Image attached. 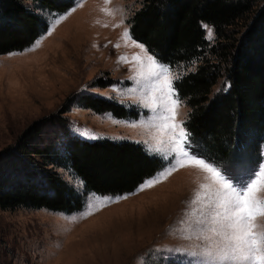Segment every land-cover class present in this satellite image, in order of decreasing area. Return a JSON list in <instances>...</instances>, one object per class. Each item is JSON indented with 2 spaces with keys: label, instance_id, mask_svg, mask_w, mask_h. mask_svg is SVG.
Returning a JSON list of instances; mask_svg holds the SVG:
<instances>
[{
  "label": "rangeland",
  "instance_id": "1",
  "mask_svg": "<svg viewBox=\"0 0 264 264\" xmlns=\"http://www.w3.org/2000/svg\"><path fill=\"white\" fill-rule=\"evenodd\" d=\"M142 2L75 0L66 12L46 14L48 30L29 48L0 55V149L15 141L34 121L56 111L67 97L82 95L136 106L138 115L118 118L76 102L66 113L76 136L90 141H135L149 153L154 147L167 146L163 145L169 134L161 119L164 108L157 79H143L141 73L161 71L149 61L152 57L168 69L159 84L171 80L174 88V81L187 68L161 62L132 37L128 20ZM204 25L213 33L207 39L214 42L213 28ZM126 30L130 39L123 35ZM172 98L179 102L175 120L185 127L189 107L176 90ZM163 103L170 105L171 101L165 99ZM188 147L202 158L193 151L190 139ZM262 154L260 171H264V144ZM163 160V169L134 191L95 193V200H91L90 192L84 207L76 212L0 209V264H231L214 261L208 228L196 223L207 211L206 206L215 211L222 203L217 195L219 184L196 166L178 167L165 177L168 165ZM61 172L78 190H84L78 177ZM149 180L158 182L140 190ZM257 195L264 198V184ZM257 224L264 227V217H258Z\"/></svg>",
  "mask_w": 264,
  "mask_h": 264
},
{
  "label": "trees",
  "instance_id": "2",
  "mask_svg": "<svg viewBox=\"0 0 264 264\" xmlns=\"http://www.w3.org/2000/svg\"><path fill=\"white\" fill-rule=\"evenodd\" d=\"M262 1L143 0L128 20L132 37L158 60L187 68L174 88L189 107L185 128L192 149L236 180L251 175L263 158ZM74 4L75 0H0V55L29 48L47 32L48 12H66ZM204 24L213 28L214 42L207 39ZM76 102L118 118L138 115L136 106L115 99L67 97L56 111L34 121L0 149V209L72 213L84 207L90 192H132L163 169L164 160L143 144L76 136L66 115ZM61 170L78 177L84 190L67 181Z\"/></svg>",
  "mask_w": 264,
  "mask_h": 264
},
{
  "label": "snow or ice",
  "instance_id": "3",
  "mask_svg": "<svg viewBox=\"0 0 264 264\" xmlns=\"http://www.w3.org/2000/svg\"><path fill=\"white\" fill-rule=\"evenodd\" d=\"M203 27L207 30V38H211L213 35L211 29H208L207 25ZM123 35L130 39V33L127 30ZM135 46L143 49V46L138 43H135ZM134 59L139 60V57H134ZM148 59L153 65H158L161 71L150 70L147 74L141 73V78L155 77L157 79L164 108L161 119L163 127L169 134V139L163 142V145L167 146L154 147L150 154L159 155L167 162L165 177L178 167L196 166L209 173L219 184L220 191L217 195L222 200L219 208L213 211L211 206H206L207 211L201 210L203 215L200 220L196 221L208 228L210 239L213 241L214 261H229L231 264H249V262L264 264V227L258 228L257 224V218L264 217V198H259L257 195L258 188L264 184V171L257 169L247 178L236 180L225 170L212 166L194 155L188 147L190 133L175 120L179 102L172 98L175 89L171 87V80H164L163 84H159L168 69L159 65L154 58L148 57ZM165 99H170V105L163 103ZM186 160L188 164H185ZM256 176L260 179H256ZM156 182L158 180L146 181L140 190H143L144 186L151 187ZM204 187L206 186L201 185V188ZM90 197L91 200L97 199L95 193H90ZM99 199H105V197H99Z\"/></svg>",
  "mask_w": 264,
  "mask_h": 264
}]
</instances>
